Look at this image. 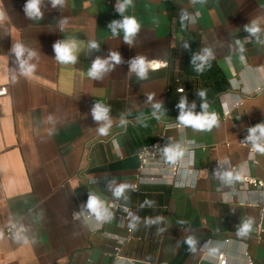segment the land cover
I'll return each mask as SVG.
<instances>
[{
	"label": "crops",
	"instance_id": "0c3cea01",
	"mask_svg": "<svg viewBox=\"0 0 264 264\" xmlns=\"http://www.w3.org/2000/svg\"><path fill=\"white\" fill-rule=\"evenodd\" d=\"M27 2L0 0V86L9 88L0 96V264H217L220 251L228 264H264V191L225 175L264 180V155L251 157L241 144L253 143L249 130L264 124V0H133L124 15L141 28L131 44L122 29L113 37L107 27L123 19L118 0H65L63 8L41 0L42 17L33 19ZM253 24L260 29L255 35L245 30ZM72 39L76 63L61 64L53 45ZM93 40L99 51L88 47ZM16 43L36 52L20 58L37 66L31 76L22 75ZM205 48L230 84L204 101L220 115L219 126L178 128L181 111H204L202 84L184 65ZM111 52L122 63L109 60L100 79L88 77L92 63ZM138 55L160 64L144 80L130 69ZM97 101L110 106L106 136L97 130L106 121L92 115ZM157 102L159 120L152 116ZM224 109L230 114L221 117ZM160 135L173 145L192 144L190 165L176 177L150 165L140 179L138 153ZM255 136L264 140L259 131ZM151 175L160 180L147 181ZM121 184L128 187L117 197ZM90 195L114 215L97 220L87 207ZM74 211L91 217L75 219ZM249 218L252 231L237 236ZM15 222L27 228V243L4 235Z\"/></svg>",
	"mask_w": 264,
	"mask_h": 264
},
{
	"label": "clouds",
	"instance_id": "9594fccd",
	"mask_svg": "<svg viewBox=\"0 0 264 264\" xmlns=\"http://www.w3.org/2000/svg\"><path fill=\"white\" fill-rule=\"evenodd\" d=\"M53 8H55L57 5H59L61 8L65 5V0H51ZM201 3H203V0H201ZM40 4L41 0H28L27 4L25 5V12L29 19L33 18H41L42 13L40 10ZM133 0H118L116 10L120 13V15L123 17L122 20H114L111 23L107 25L108 28L111 29V34L113 37L117 35V29H122L124 34V41L128 44L132 43V38L136 35V33L140 30L141 25L138 23L137 19L132 16H126L124 15L126 9H128L130 6H132ZM185 18H188V13L184 12L182 14L181 19L184 20ZM4 19V14L2 11H0V20ZM191 20L193 23H195V17H191ZM66 21H62L61 23H64ZM245 30L250 32L251 34L255 35L260 31V29L253 24L252 27H245ZM54 51L56 52V60L61 64H75L76 63V51L78 48L77 41L75 39L72 40H66L63 42H57L53 45ZM88 47L92 49H96L99 51V43L96 41H89ZM185 48H188V45H184ZM243 46H241L240 51L243 52ZM12 51L15 53L16 58L20 61V68L22 70V75L24 76H31L36 71V65L35 64H28L27 61L20 59L24 56L25 52L28 51V57L31 59L32 57L36 56V52L27 50L25 46L21 43H16L13 46ZM204 55H200L196 57L201 61V64L197 66L196 71L198 73H202L205 70V67H210L209 64V58L212 57V52L210 49H203ZM109 60L114 61L115 64L122 63L121 55L118 52H111L109 59L102 60L97 58L93 63L91 68L87 71V76L92 78L93 80L100 79L101 73L108 70L109 66ZM160 67L159 63H156L154 61H149L147 57L143 55H138L134 60L131 61V70L136 73L137 77L140 80H144L148 78V74L150 70H156ZM13 82H15V77L12 78ZM178 91L182 92L183 89H179ZM198 95L201 97V99H204L206 97V91L205 90H198ZM153 99L152 95L148 96V100L151 101ZM182 110L185 107V99L182 96L181 102L178 105ZM195 105H193L194 107ZM161 103L157 102L153 104L154 111L152 112V116L155 117L157 120H159V116L157 113L161 110ZM202 109L204 110L202 114L199 115H193L191 112H183L181 111L180 116L178 117V122L182 127H191L195 131H208L210 132L214 127L219 126V117L216 112L209 111V105L208 103L204 102L201 105ZM109 111L110 106L105 105L101 102H96L95 106L92 110V115L94 120L96 121H106V123L99 127L98 133L101 136H106L109 133L110 128L112 127L111 120L109 118ZM51 119V118H49ZM125 121L121 120V124H124ZM250 135L247 137V139L253 141V151L256 153H260L264 155V143H257V137L255 136V133L257 131L260 132L261 136L264 137V124H259L254 128H251ZM194 142V141H193ZM165 154L167 156V159L171 163H175L178 159L184 156V151L179 150V147L176 148H167L165 149ZM225 175L228 178H232V173L228 172L225 173ZM237 180H242L244 177L237 175L235 177ZM128 187L127 184H121L117 189H115L114 195L117 197L121 196L125 189ZM88 209L91 210L92 213L95 214V217L97 220H104L106 219V210L103 208L102 202L94 195L89 196V200L87 203ZM254 220L252 218H249L248 220L244 221L242 223V226L237 228V236L239 237H246L251 231L253 226ZM135 227V225H132ZM17 240L23 239L25 243H27L26 238H22L19 235H17ZM191 251H194V241L191 237L187 238L185 241ZM218 251V249H211L210 254H215Z\"/></svg>",
	"mask_w": 264,
	"mask_h": 264
},
{
	"label": "built area",
	"instance_id": "2783aa9c",
	"mask_svg": "<svg viewBox=\"0 0 264 264\" xmlns=\"http://www.w3.org/2000/svg\"><path fill=\"white\" fill-rule=\"evenodd\" d=\"M131 69V68H130ZM179 89H183L182 92L178 91ZM263 88L262 87H257L255 89V92H260ZM178 92L183 93L184 92V88L180 87L178 88ZM9 93V88L8 86H0V96H5ZM254 93V92H249V94ZM242 102L241 99H238L235 103V105H240ZM230 114V110L228 109H224L223 114L221 115V117H226ZM218 117H220V115H218ZM175 126L182 127L179 123L175 124ZM257 143H264V140H258ZM241 144L243 146H247L249 148V152L251 154V157L254 156V154L256 152L253 151V143L249 142L247 140H242ZM179 147V150H183L184 151V156L181 157L180 159H178L175 163H171L168 164L166 162V154H165V149L167 148H176ZM193 150V146L192 144H180V145H173L170 141L169 138L165 137L164 135H160L155 141H153L151 144L145 145L141 148V150L138 153V158L140 161V179H144V170L150 166V165H158L161 168H165V170H170L172 177H176L179 172L181 170H183V168H188L190 165L189 162V157L190 154L192 153ZM168 168V169H167ZM237 175H233L231 179V181H238V182H242L244 185L248 186V187H253L256 188L258 190H262L264 191V180L253 177L249 174H240V176L244 177V179L242 180H237L235 179ZM146 180V179H145ZM158 180H160V178H158L156 175H151L149 177H147V181L149 182H157ZM171 182V181H170ZM172 183V182H171ZM175 183V182H174ZM177 186H185L186 184L181 182V183H177ZM118 211L120 212H127L126 210H123L122 208H117ZM73 218L75 219H79V218H90L91 215H83L82 212L80 211H74L72 213ZM114 215V211L111 210L110 212H108V214L106 215V219L112 217ZM127 217V215H125ZM104 219V220H106ZM102 220V221H104ZM27 233V228L22 225V224H17L12 223L10 225H8L5 230H4V235L9 238V239H14L17 240V235H19L20 237L24 238L26 236ZM21 240V239H20ZM216 262L217 264H228V256L226 254V252L224 251H220L218 252L217 256H216Z\"/></svg>",
	"mask_w": 264,
	"mask_h": 264
},
{
	"label": "trees",
	"instance_id": "16d2710c",
	"mask_svg": "<svg viewBox=\"0 0 264 264\" xmlns=\"http://www.w3.org/2000/svg\"><path fill=\"white\" fill-rule=\"evenodd\" d=\"M198 53L193 52L186 59L184 65V71L186 75L197 78V83L202 84V90L206 91V97L201 99L198 95V102L201 104L208 99L215 98L223 92H226L230 88L229 81L224 76L220 67L213 60H209L210 67H205L202 73H198L196 68L201 64V61L197 59ZM185 90V88H184Z\"/></svg>",
	"mask_w": 264,
	"mask_h": 264
}]
</instances>
